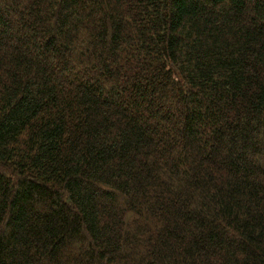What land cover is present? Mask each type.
<instances>
[{
    "label": "trees",
    "instance_id": "obj_1",
    "mask_svg": "<svg viewBox=\"0 0 264 264\" xmlns=\"http://www.w3.org/2000/svg\"><path fill=\"white\" fill-rule=\"evenodd\" d=\"M0 264H264V0H0Z\"/></svg>",
    "mask_w": 264,
    "mask_h": 264
}]
</instances>
